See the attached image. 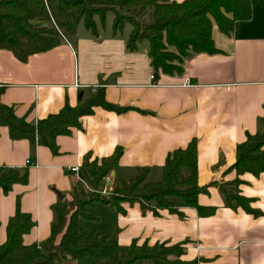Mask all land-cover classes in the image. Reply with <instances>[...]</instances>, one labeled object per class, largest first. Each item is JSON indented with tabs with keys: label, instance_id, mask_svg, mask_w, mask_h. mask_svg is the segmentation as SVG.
I'll return each mask as SVG.
<instances>
[{
	"label": "crops",
	"instance_id": "1",
	"mask_svg": "<svg viewBox=\"0 0 264 264\" xmlns=\"http://www.w3.org/2000/svg\"><path fill=\"white\" fill-rule=\"evenodd\" d=\"M109 12L104 24L94 17L96 34L81 21L73 35L25 61L0 49V101L26 124L35 125L65 103L76 106L96 89L108 102L128 107L119 113L94 106L80 117L79 127L56 137L57 153L39 141L12 139L0 126V166L28 172L26 183H14L7 192L0 188V243L17 200L20 211L34 221L23 243L49 236L55 208L71 198L73 185H81L77 176L88 183L82 167L86 154L101 159L121 147L111 186L109 177L104 180L107 192L142 167L148 168V181H159L168 153L196 139L197 182L204 188L197 202L214 207L213 213L200 216L177 198L174 211L157 213L126 200L118 209L109 207L101 233L110 236L115 251L133 241L165 243L182 246L179 259L185 262L264 264V173L237 176L232 168L236 145L257 131L264 116V0L255 2L251 17L235 22L229 34L213 27L217 53H193L184 59L182 72L170 74L153 69L147 40L127 48L132 25L113 32L114 13ZM74 166L77 173L70 171ZM236 178L238 194L258 214L224 204L222 189L233 188Z\"/></svg>",
	"mask_w": 264,
	"mask_h": 264
},
{
	"label": "trees",
	"instance_id": "2",
	"mask_svg": "<svg viewBox=\"0 0 264 264\" xmlns=\"http://www.w3.org/2000/svg\"><path fill=\"white\" fill-rule=\"evenodd\" d=\"M257 1L0 0V49L10 50L18 60L25 61L32 54L57 46L63 36L73 35L81 21L96 34L94 17L97 15L100 23L104 24L107 12L112 11L113 32L120 31L125 23L132 25L126 42L129 50H134L137 43L145 39L155 71L180 73L184 59L191 54L219 51L212 39L214 26L229 34L235 22L251 17L252 5ZM37 19L46 23L41 25ZM1 92L2 88L0 95ZM94 106L119 113L128 109L108 102L104 92L96 89L90 98L78 105L65 103L57 113L29 125L14 114L12 107L0 101V126L8 128L12 139H27L31 144L39 141L52 153H57L56 137L68 134L72 127H79L80 117L91 114ZM121 153V147H117L110 156L101 159H90L89 154L84 156L82 167L93 191H87L82 185H73L71 207L67 208L65 202L55 208L50 234L40 243H23V235L31 230L34 221L29 214L20 211L17 200L16 210L6 225V240L0 243V264H61L69 260L75 261V264H195L179 259L183 253L180 245H149L135 241L119 246L107 260L83 262L86 256H95L110 238L107 234L98 233L94 238L85 240L84 231L78 227V219L92 218L84 211L87 204L102 202L118 209L120 202L136 200L143 210L157 213V209L163 208L174 211V198H177L194 207L200 216L210 215L215 209L200 206L197 202V196L204 188L197 182L196 139L168 153L159 181H148V168L142 167L135 175L102 193L104 180L117 168ZM232 168L237 176L264 173V116L258 120L257 131L248 133L245 140L236 145ZM27 178L26 169L0 166V188L3 192H7L14 183H26ZM239 183L240 179L236 178L233 188L222 189L224 204L258 214L249 206L250 200L238 194Z\"/></svg>",
	"mask_w": 264,
	"mask_h": 264
},
{
	"label": "rangeland",
	"instance_id": "3",
	"mask_svg": "<svg viewBox=\"0 0 264 264\" xmlns=\"http://www.w3.org/2000/svg\"><path fill=\"white\" fill-rule=\"evenodd\" d=\"M110 14V12H108ZM146 43V42H145ZM105 187L102 188L104 190ZM111 190V189H110ZM109 191V190H108ZM109 195V193H107ZM72 196L66 202L67 208L71 207ZM85 213H87L92 218H85L79 217L78 219V227L80 230L84 231L85 233V240H90L94 238L99 232H103L105 230L106 219L109 213V206L103 204L102 202H95L94 204H87L84 209ZM109 239L104 246H102L98 253L93 256L89 257L86 256L84 259V263H89L91 260H99L104 261L107 260L111 254L115 252V247H113V241ZM61 264H75V261H65Z\"/></svg>",
	"mask_w": 264,
	"mask_h": 264
},
{
	"label": "built area",
	"instance_id": "4",
	"mask_svg": "<svg viewBox=\"0 0 264 264\" xmlns=\"http://www.w3.org/2000/svg\"><path fill=\"white\" fill-rule=\"evenodd\" d=\"M150 78H151V79H154V75L151 74V75H150ZM186 83L188 84L189 81L187 80ZM27 162H28V161H27ZM70 171L77 173V171H78V167H76V166L71 167V168H70ZM77 180H78V182L81 183V185H82L87 191H89V192L93 191V190L91 189L90 185H89L87 182H85L82 178H80V177L77 176ZM101 192H102V193H106L105 188H104V190H102Z\"/></svg>",
	"mask_w": 264,
	"mask_h": 264
},
{
	"label": "water",
	"instance_id": "5",
	"mask_svg": "<svg viewBox=\"0 0 264 264\" xmlns=\"http://www.w3.org/2000/svg\"><path fill=\"white\" fill-rule=\"evenodd\" d=\"M114 176V171H112L111 173H110V177H109V179H108V181H107V184L108 185H111L112 184V181H111V177H113ZM57 193V196H58V198L60 199V200H62L63 198H64V195L63 194H61V193H59V192H56Z\"/></svg>",
	"mask_w": 264,
	"mask_h": 264
}]
</instances>
